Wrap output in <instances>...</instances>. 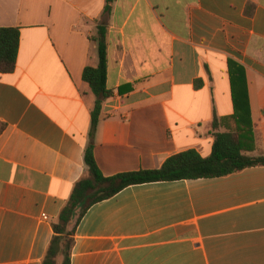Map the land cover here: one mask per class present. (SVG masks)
<instances>
[{
    "label": "crops",
    "instance_id": "obj_1",
    "mask_svg": "<svg viewBox=\"0 0 264 264\" xmlns=\"http://www.w3.org/2000/svg\"><path fill=\"white\" fill-rule=\"evenodd\" d=\"M0 0L20 30L16 69L0 74V264H42L52 224L86 176L108 25L107 88L94 139L104 177L208 158L238 127L264 156V0ZM225 123L213 129L215 119ZM71 264H264V167L129 187L78 224Z\"/></svg>",
    "mask_w": 264,
    "mask_h": 264
},
{
    "label": "trees",
    "instance_id": "obj_2",
    "mask_svg": "<svg viewBox=\"0 0 264 264\" xmlns=\"http://www.w3.org/2000/svg\"><path fill=\"white\" fill-rule=\"evenodd\" d=\"M115 0H107L104 8V20L113 11ZM108 25L104 21L96 27L92 42L97 46L99 64L96 68L87 67L83 73L86 82L95 96V106L91 113L90 143L84 153L86 176L75 186L73 193L61 210L57 221L52 224L54 236L42 264H71L74 235L80 221L94 205L111 199L123 190L139 185L170 183L183 180L214 179L232 175L248 168L264 167V156L246 155L247 147L243 143L238 127L229 128V132L216 133L213 152L203 158L196 151L189 150L169 158L160 169L136 171L104 177L94 156V139L98 124L102 118L103 105L112 96L107 88L108 72ZM20 48V30L18 28H0V74H10L16 69ZM225 119L213 122L214 131ZM0 123V135L4 131Z\"/></svg>",
    "mask_w": 264,
    "mask_h": 264
}]
</instances>
